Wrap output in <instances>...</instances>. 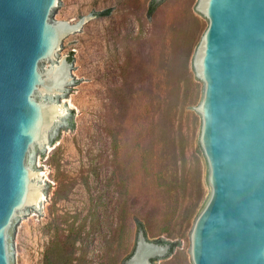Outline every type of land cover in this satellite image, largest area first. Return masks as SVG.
<instances>
[{
	"label": "rangeland",
	"instance_id": "obj_1",
	"mask_svg": "<svg viewBox=\"0 0 264 264\" xmlns=\"http://www.w3.org/2000/svg\"><path fill=\"white\" fill-rule=\"evenodd\" d=\"M151 1H61L55 20L90 16L56 64L70 60L71 88L40 95L63 121L31 158L46 194L12 232L14 264H47L49 246L75 234L70 264H127L139 229L169 245L155 264H193L210 194L194 67L208 18L198 0H154L149 14Z\"/></svg>",
	"mask_w": 264,
	"mask_h": 264
},
{
	"label": "water",
	"instance_id": "obj_2",
	"mask_svg": "<svg viewBox=\"0 0 264 264\" xmlns=\"http://www.w3.org/2000/svg\"><path fill=\"white\" fill-rule=\"evenodd\" d=\"M62 0H0V264L12 232L46 194L31 166L55 142L58 97L69 88L67 42L90 15L55 20ZM208 18L194 55L196 106L210 194L190 232L193 264H264V0H198ZM167 243L139 229L127 264H155Z\"/></svg>",
	"mask_w": 264,
	"mask_h": 264
},
{
	"label": "trees",
	"instance_id": "obj_3",
	"mask_svg": "<svg viewBox=\"0 0 264 264\" xmlns=\"http://www.w3.org/2000/svg\"><path fill=\"white\" fill-rule=\"evenodd\" d=\"M157 5V2L154 0L151 1L150 6L148 8V13L151 14L152 11L155 9ZM101 14L109 13V8L103 10L100 12ZM71 59V56H70ZM76 240V234L72 238V241H57L55 240L50 246H49V255L47 258V264H70V259L66 256V251H69V246H72L73 243ZM71 243V244H70ZM173 247V243H171V248Z\"/></svg>",
	"mask_w": 264,
	"mask_h": 264
}]
</instances>
